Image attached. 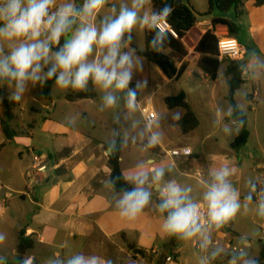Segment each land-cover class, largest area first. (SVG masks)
Returning a JSON list of instances; mask_svg holds the SVG:
<instances>
[{
    "label": "crops",
    "instance_id": "1",
    "mask_svg": "<svg viewBox=\"0 0 264 264\" xmlns=\"http://www.w3.org/2000/svg\"><path fill=\"white\" fill-rule=\"evenodd\" d=\"M186 1L202 16L182 39L187 55L175 62L177 69L184 66L178 77L166 76L156 63L138 53L147 49V27L143 31L142 48L133 44L131 33V42L124 43L121 49L132 54L133 58L138 57L146 62L139 74L134 75L130 87L136 80L146 82L138 89L135 107L148 128V135H143L128 120L126 90L114 93L117 102L109 108L104 105V92L93 83L94 96L90 98L69 101L65 98L69 88L61 96H55V82L50 91L51 98L46 99L42 95L43 105L40 107L45 113L43 147L39 150H35L36 145L32 144L31 133L28 136L16 135L6 142L0 128V234L4 236L3 241H0V264H20L27 256L35 258L34 264H50L52 260H66L73 254L98 255L105 260L111 259L113 264H142L145 260L155 259L158 264H166L165 257L172 256L171 264H174L177 258L173 248L177 236L168 235L162 229L166 217L158 208L160 193L155 190L151 179L153 168L165 169L161 187L175 182L182 188L190 189L187 194L193 203H206L203 199L206 190L204 184L210 182V173L223 166L230 170L228 180L237 192L240 203L249 194L252 200L264 196V188L256 187L264 178V157L253 154L250 149L243 150L246 144L237 148L231 146L237 130L233 132L229 129L238 128V125L226 98L228 62H221L219 72L212 80L197 67L199 54L195 51L206 31L212 32L218 40L232 35L245 48V56L239 63L243 64V76L246 78L235 91L234 102L246 115L249 139L250 118L237 103V95L241 87L250 82L251 76L255 77L250 70L254 72L257 64L263 65L261 80L264 81V4L256 7L252 0L245 1L244 13L237 18L233 10L225 13L213 10L210 14H204L207 0ZM60 2L57 0V4ZM75 2L80 6L83 0ZM121 3L130 6V0H107L104 6L106 15H114L113 6L118 11ZM145 11H152L151 3ZM100 13L95 18L98 27ZM214 18L227 19L237 28L230 34L226 26L213 25ZM161 53L168 54L169 50L163 49ZM254 80L257 84L256 77ZM39 85L42 93V84ZM180 93L184 94L186 103L197 119V126L186 133L178 124L185 109L168 108L164 101L166 97ZM251 93L250 90L246 92L249 106ZM257 101L256 98L254 102ZM31 102L37 103L35 99ZM144 105L154 109L157 114L151 125L145 123L140 112V107ZM73 108L80 113L77 126L69 116H58L62 111ZM31 110L39 111L35 105H32ZM2 112L0 103V120ZM112 113H120L122 122ZM256 119L257 116L253 115V122ZM232 121L236 124L233 125ZM28 127L32 128L33 123H29ZM153 134H157L160 140L150 146ZM114 135L122 139L119 162L125 179L135 187L131 179L134 173L138 170L149 173V179L143 187L151 193V199L135 220L119 215L121 210L118 201L124 192L117 191L112 184V171L107 162L108 143ZM176 147H188L192 155L169 157L165 154L166 150ZM63 149H67L68 153L56 162L48 158V155ZM24 152L31 154V163H22ZM34 153L47 157L50 165L45 173L34 172ZM256 172L261 178H255ZM196 173L199 175L196 176ZM252 185H255V191H252ZM255 192L256 196L252 194ZM223 230L233 233L229 222L223 226ZM218 232L221 231L212 227L208 235L217 233L222 238L227 237L225 233ZM214 241L210 242L213 246L216 245ZM194 246L197 250L201 249L199 243ZM152 250L156 252L153 254ZM217 253L220 254L219 251Z\"/></svg>",
    "mask_w": 264,
    "mask_h": 264
},
{
    "label": "clouds",
    "instance_id": "2",
    "mask_svg": "<svg viewBox=\"0 0 264 264\" xmlns=\"http://www.w3.org/2000/svg\"><path fill=\"white\" fill-rule=\"evenodd\" d=\"M106 3L107 0H83L82 5L77 6L75 0H61L59 4L57 0H0V42L20 41L11 46L7 55L0 46V81L14 83V91L8 99L18 103L29 83L43 84L55 78L57 87L78 91L86 90L91 81L104 92V105L109 108L117 102L114 93L126 90L127 106L134 108L138 89L146 82L136 80L133 86L130 84L134 81V69L142 70L144 64L121 49L124 43L131 42L133 29L140 26L154 31L150 46L153 51L162 52L169 39L162 26L173 8L166 3L162 8L149 12L145 10L150 0H130V6L121 3L118 11L113 6L114 15L102 17L98 27L95 18ZM54 47H57L56 51H53ZM3 99L0 96V103ZM239 122L242 127L243 120ZM159 140V136L153 134L149 145L154 146ZM230 174L226 166L210 173V182L204 184L207 219L203 222L200 206L193 203L187 194L190 189L175 182L161 187L165 169L153 168L151 179L155 190L160 193L158 208L161 213H168L162 225L163 231L181 239L199 236L200 247L206 249L211 242L208 229L222 228L241 208L238 194L228 180ZM131 179L135 187L124 192L118 207L121 218L135 220L151 199V193L143 187L149 173L138 170ZM252 191H255V185H252ZM245 199L250 202L252 195ZM258 207L259 214L264 216V196ZM3 239L0 234V241ZM243 244L245 248L251 247L247 240H243ZM245 255L241 251L239 256L232 257L230 264H237L238 259ZM34 261L33 256H27L20 264H34ZM50 264H113V261L98 255L73 254L66 260H52ZM243 264L257 262L245 259Z\"/></svg>",
    "mask_w": 264,
    "mask_h": 264
},
{
    "label": "trees",
    "instance_id": "3",
    "mask_svg": "<svg viewBox=\"0 0 264 264\" xmlns=\"http://www.w3.org/2000/svg\"><path fill=\"white\" fill-rule=\"evenodd\" d=\"M247 0H207V10L204 14H210L213 10H218L220 12H227L233 10L235 16L238 18L244 13V3ZM256 7L264 4V0H252ZM152 11L162 8L166 3L171 5L173 11L168 18V22L171 24L172 28L177 34V37H173L168 34V41L165 42L163 49H168V54H163L161 52H155L150 46V41L154 36V31L149 28L145 31V43L147 49L145 51H139L138 53L150 61L156 63L162 72L168 76L178 77L184 70V66H180L178 69L175 66L176 61H180L187 55V49L184 46L182 39L185 34L199 21L202 16L193 6L189 4L186 0H150ZM212 24H220L226 26L230 34L234 33L236 30V25L224 18H214L212 19ZM77 25H74V28ZM232 36V35H230ZM217 45L218 39L216 36L210 32L206 31L198 41L195 51L199 54L197 59V67L204 72L210 79L214 80L219 72L221 62L217 59ZM57 47L53 48L56 51ZM228 67L226 69L227 76V95L226 98L232 108V113L235 115L234 120L238 125V132L235 135L231 146L237 148L244 145L247 142L249 131L247 130V118L246 115L240 111L235 102L234 94L235 91L243 84V64L239 62L227 61ZM46 70V69H45ZM55 82V78L48 80L42 84V95L46 99L51 98V88ZM4 84H9L7 80L0 81V96H3L2 106V118L0 120V128L4 134L5 141L10 142L14 136L19 135L17 131L11 128L10 123L14 118L13 110L19 106V103L10 101L5 94ZM14 84V83H13ZM94 96V91L92 88V82L89 81L86 90L78 91L73 90L69 87L68 92L65 94V98L69 101L81 98H90ZM165 104L168 108L182 107L185 109L184 116L179 120L178 124L181 130L186 133L197 126V119L194 113L190 110L188 104L185 101L183 93L176 96H168L165 98ZM239 118V119H237ZM240 120H243V126H240ZM122 146V139L118 135H114L113 140L108 143L111 152L108 155V165L112 171L111 182L116 187L117 191L125 192L131 191L134 186L130 184L124 177L120 169V150ZM68 153L67 149L48 155V158L52 162H56L59 158L64 157ZM264 258V244L262 245V250L260 253V258L255 260L257 264H262Z\"/></svg>",
    "mask_w": 264,
    "mask_h": 264
},
{
    "label": "rangeland",
    "instance_id": "4",
    "mask_svg": "<svg viewBox=\"0 0 264 264\" xmlns=\"http://www.w3.org/2000/svg\"><path fill=\"white\" fill-rule=\"evenodd\" d=\"M106 7L101 11L100 17L106 16ZM144 27L137 26L133 29V44L139 47L144 46ZM20 41H12V42H0V46L3 47V53L4 55H7L10 50L11 46L18 44ZM138 58V57H135ZM134 58V59H135ZM141 60V58H139ZM144 63L145 60H141ZM224 62V61H223ZM144 67V65H143ZM262 64H257L254 66V72H251V74H254V76L257 78L258 83L255 84V77L251 76L250 82L245 86L241 87V90L238 92L237 95V103L241 106L242 109L245 110V113L250 118V132L251 135L249 139H247V143H245L243 146L244 149H250L253 151V154H259V156L264 157V81L261 80L262 78ZM140 70L134 69V75H138ZM135 78V76H134ZM251 82H254L251 84ZM255 85L258 86L259 95L257 96V102L251 103L249 106L248 104V97L246 96L247 91H253ZM4 90L6 97L8 98L11 93L14 91V85L13 84H4ZM26 92L24 93V96L22 100L20 101V105L16 107L14 112V118L10 124L11 128L18 131L19 135L26 136L28 133H31V139L32 144L36 145L35 150H39L41 147H43V114L45 111H43V108L40 106L43 105V96L41 93V86L39 84L32 85L29 83L27 85ZM65 89L57 87L55 89V96H61ZM262 96V97H261ZM36 100L37 103H33L31 101ZM32 105H35L38 107L39 111H32L31 107ZM256 110V113L254 112ZM108 114V113H106ZM118 120L122 122V115L120 113H112ZM79 110L76 108L68 109L65 111H62V113H59L58 116L61 118L70 117L71 122L77 126V124L80 122L79 118ZM257 116L256 121L253 122L252 117ZM122 117V118H121ZM128 120L136 126L139 131L142 132L143 135H148V128L144 124L143 119L138 112L137 108H129L128 112ZM29 123H33V127H28ZM90 129V128H89ZM233 132H238L239 128L231 127L229 129ZM248 130V129H247ZM237 134V133H236ZM28 136V135H27ZM262 151V154L260 153ZM261 154V155H260ZM18 159V156H17ZM23 164H29L31 163V154L24 152V158L22 160ZM32 171V169L30 170ZM255 178L259 179L261 176L258 174V172L255 173ZM264 179V178H263ZM256 196V192L252 193ZM246 196V195H245ZM259 200L257 198L251 200L250 202L245 200L244 202H241V208L236 214V216L229 221L231 224V229L233 233H230L229 231L223 230V227L218 229L221 232L218 233H225L227 237L222 238L217 233L211 234L210 241L212 242L215 240L217 244L213 246L212 244L208 245L207 249H200L197 250L195 248V243H201L199 236L192 237L190 239H181L178 236L176 237V245L173 248V250L176 251V258L177 260L174 262V264H230V261L233 256H239V253L233 254L232 248L235 247L236 249H241L243 252L246 253V255L240 259H238L237 264H243L245 259H253L257 260L260 258V253L262 250V245L264 244V216H261L259 214V207L258 203ZM243 240H247L250 242L251 247L245 248L243 244ZM231 242L230 249L226 248V244L228 242ZM220 252L218 254L217 252ZM216 252L217 255L213 256L212 253ZM151 254V253H150ZM158 260H145L142 262V264H158ZM126 264H131L130 262H127ZM166 264H171L169 262H166Z\"/></svg>",
    "mask_w": 264,
    "mask_h": 264
},
{
    "label": "built area",
    "instance_id": "5",
    "mask_svg": "<svg viewBox=\"0 0 264 264\" xmlns=\"http://www.w3.org/2000/svg\"><path fill=\"white\" fill-rule=\"evenodd\" d=\"M163 29L173 37H177L176 32L172 28L171 24L168 22L163 24ZM217 59L219 62L223 61H233V62H241L245 56V48L238 42V40L233 36H226L223 38H220L218 40L217 45ZM259 95L258 86L255 85L251 95L249 96V100L251 103L255 101L257 96ZM140 112L144 118V121L147 125H151L157 118V114L154 109L150 108L147 105L140 107ZM232 124L235 125L236 122L232 121ZM190 148L188 147H176L174 149L166 150L165 154L169 157H190L192 155V151L187 152ZM191 150V149H190ZM49 161L46 156H42L40 154H33L32 155V168L36 174H42L45 173L46 170L49 167ZM199 173H196V176H198ZM256 187H263L264 188V179H262L258 184H256ZM256 190V188H255ZM200 206V212H201V220L203 222H206V203H196ZM211 230L208 229V231ZM213 244H217L216 241L213 242ZM231 243L227 244V249L232 248ZM207 249V248H206ZM241 249H236L235 247L232 248L233 254L240 253ZM153 254L156 252L154 250L151 251ZM165 261L169 263H173V257L172 256H166ZM140 264V263H135ZM262 264H264V258L262 261Z\"/></svg>",
    "mask_w": 264,
    "mask_h": 264
},
{
    "label": "water",
    "instance_id": "6",
    "mask_svg": "<svg viewBox=\"0 0 264 264\" xmlns=\"http://www.w3.org/2000/svg\"><path fill=\"white\" fill-rule=\"evenodd\" d=\"M245 78H246V76L244 75V76H243V79H245ZM233 116H235V115H233ZM110 151H111V150L108 149V153H109V154H110ZM48 180H49V179H48ZM167 216H168V213L165 212V217L167 218ZM226 229H227V228H226Z\"/></svg>",
    "mask_w": 264,
    "mask_h": 264
}]
</instances>
